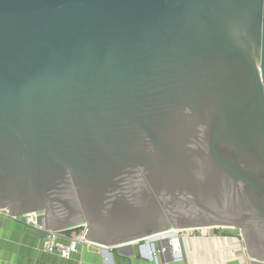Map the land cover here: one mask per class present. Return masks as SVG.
Masks as SVG:
<instances>
[{"label":"water","instance_id":"95a60500","mask_svg":"<svg viewBox=\"0 0 264 264\" xmlns=\"http://www.w3.org/2000/svg\"><path fill=\"white\" fill-rule=\"evenodd\" d=\"M0 212L264 264V0H0Z\"/></svg>","mask_w":264,"mask_h":264},{"label":"crops","instance_id":"0c3cea01","mask_svg":"<svg viewBox=\"0 0 264 264\" xmlns=\"http://www.w3.org/2000/svg\"><path fill=\"white\" fill-rule=\"evenodd\" d=\"M74 232L66 233L71 237ZM182 253L165 246L164 235L125 247L81 246L70 259L44 250L45 237L24 218L0 212V264H249L241 234L231 228L183 231Z\"/></svg>","mask_w":264,"mask_h":264},{"label":"built area","instance_id":"2783aa9c","mask_svg":"<svg viewBox=\"0 0 264 264\" xmlns=\"http://www.w3.org/2000/svg\"><path fill=\"white\" fill-rule=\"evenodd\" d=\"M40 214L41 213H32L21 218H24L25 223L34 231L42 232L44 231V227L37 224V217H39ZM182 232L183 231H178L169 239L170 248L175 256H179L182 253ZM85 235V228L74 232L70 238L66 237V234L63 233L47 232L44 250L48 253H58L61 257L70 259L74 254L79 252L81 246L92 244L85 239Z\"/></svg>","mask_w":264,"mask_h":264}]
</instances>
